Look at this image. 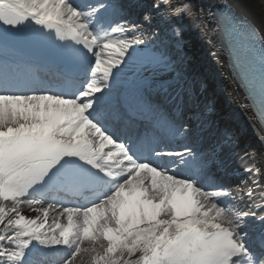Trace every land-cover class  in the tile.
Wrapping results in <instances>:
<instances>
[{"label":"snow or ice","instance_id":"6c2138e0","mask_svg":"<svg viewBox=\"0 0 264 264\" xmlns=\"http://www.w3.org/2000/svg\"><path fill=\"white\" fill-rule=\"evenodd\" d=\"M133 6L0 0V264H38V246H62L61 264H264V150L234 153L239 183L212 174L223 161L143 75L171 61L142 38L154 17L195 16L264 119V0H152L139 23Z\"/></svg>","mask_w":264,"mask_h":264},{"label":"bare ground","instance_id":"6f19581e","mask_svg":"<svg viewBox=\"0 0 264 264\" xmlns=\"http://www.w3.org/2000/svg\"><path fill=\"white\" fill-rule=\"evenodd\" d=\"M218 1L221 0H195L197 4L203 5L205 7H207L208 4H216V2ZM225 1L229 2V0ZM193 18L196 30L194 32L195 35L190 43V47L188 48V50L190 49V52L193 56V63L191 64V67L192 69H200L204 73L205 84L209 92L212 94L214 103L217 107V109L213 112V116L229 123L231 126H233L236 133H242L240 136L241 140L237 148H234L233 150H215L213 152V156L214 154H216V156L213 158H218L223 161V166L218 167L216 164H213L210 168V171H215L214 173L211 172L215 175L217 173H221L224 175L226 173H232V170L237 166L233 165V163L235 162L234 160H236L234 153H237L239 151L238 148H240L241 145L245 143V141H248L250 143L249 146L259 154L263 150V141L261 140L264 139L259 128L252 119L251 112L243 95L241 94L229 72L222 50L219 48L218 37L212 36V43H210L209 35L201 31L199 21L195 16H193ZM128 19L136 22L134 16L132 15H129ZM253 19L255 20L257 25H261V19L258 14L255 15ZM214 52H218L219 60L221 61L220 63L217 62V57L213 55ZM14 55L21 62L26 61L23 57L20 58L19 56H17V53H14ZM143 73L144 75L151 78L156 77V79H161L159 81H161L163 89L166 90H161V94H164L163 96L166 97L165 101L170 102L174 100V90L170 87V85L174 83L173 75L161 74L160 78V76H155L150 69ZM36 75L41 78L38 74ZM127 75L129 78H132L134 73L132 71H129ZM179 118H182L181 115H179ZM229 179L232 180L234 179V177L231 176ZM24 211L28 215H34V213L30 212L28 209H25ZM38 247L40 250L33 257V259L36 260L38 264H61L63 251L54 249H60L62 246ZM45 255L47 257H45Z\"/></svg>","mask_w":264,"mask_h":264},{"label":"rangeland","instance_id":"374dc122","mask_svg":"<svg viewBox=\"0 0 264 264\" xmlns=\"http://www.w3.org/2000/svg\"><path fill=\"white\" fill-rule=\"evenodd\" d=\"M143 14L140 16L137 23L142 21ZM194 18L191 17H182L180 19L173 20L171 22L165 23L162 22L158 17H154L152 23L149 25L147 23L144 24V29L146 36L142 37L143 39H146L148 41V46L150 48L162 50L163 47L167 48L166 55L170 58V65L167 68L164 67H158L155 69H151V72L154 73L155 76H160L161 74H174L175 77H177V80L182 81V85L185 82V79L188 77V82H192L193 78L191 77L192 72L198 74V81H197V87H193L194 91L197 92V94H202L204 96V106L199 108V111H194L195 108H197L195 104V99L190 96L191 104L188 103V108L193 110V113L189 115V118H192L194 116V121L192 122L193 125L196 126V128L199 130V120L201 118L200 115L204 114H210V116L213 114L214 110L217 109L212 94L209 92L206 84H205V76L202 70L196 69L193 70L191 67V64L193 63V56L190 52V43L192 41V38L195 35V24H194ZM181 27L182 28V39L179 43L176 42L175 37L172 35V27ZM188 46V47H187ZM178 84V83H177ZM177 88L179 85L176 86ZM199 103L202 104V99H198ZM203 111V112H202ZM227 124V127L222 132H211V138L207 140V144L205 147L201 150L208 154L209 159H213V152L215 150H220L218 148V145H221L224 141L226 133L231 135L233 138L232 144H225L223 149L225 150H233L234 148H237L239 145V141L235 139L237 136L235 129L233 126H231L229 123L225 122ZM249 142L245 141L244 144L241 145L240 148H238L237 153H242L244 151H254L252 147L249 146ZM233 145H237V147H233ZM233 165H237V161ZM239 183L238 181L232 182V184Z\"/></svg>","mask_w":264,"mask_h":264}]
</instances>
